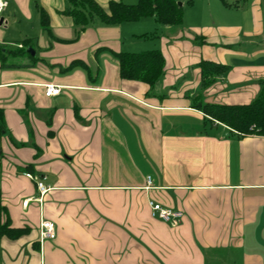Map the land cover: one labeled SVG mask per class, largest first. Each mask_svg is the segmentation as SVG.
<instances>
[{
	"label": "crops",
	"instance_id": "obj_1",
	"mask_svg": "<svg viewBox=\"0 0 264 264\" xmlns=\"http://www.w3.org/2000/svg\"><path fill=\"white\" fill-rule=\"evenodd\" d=\"M96 1L107 12L111 1L134 2ZM220 1L228 10L216 0H196L190 14L184 6L179 27L144 18L81 31L67 0H10L0 47L26 53L9 54L11 67L0 53V189L12 226L30 233L0 238V264H264V136H241L197 107L260 94L262 0ZM244 5L253 20L232 22ZM149 50L166 60L150 95L121 78L114 55ZM203 61L230 69L203 88ZM47 84L61 95L47 97ZM27 173L47 186L41 201ZM151 201L182 212L180 224L153 217ZM42 220L55 239L41 241Z\"/></svg>",
	"mask_w": 264,
	"mask_h": 264
},
{
	"label": "trees",
	"instance_id": "obj_2",
	"mask_svg": "<svg viewBox=\"0 0 264 264\" xmlns=\"http://www.w3.org/2000/svg\"><path fill=\"white\" fill-rule=\"evenodd\" d=\"M69 8L65 14L71 16L75 24L84 31L93 24L96 19L105 26H117L123 23L137 22L144 18H154L161 26L179 27L184 22V8L177 0H138L136 4H126L122 1H111L110 11L107 12L96 0H67ZM196 0H189L193 6ZM226 6L230 4L222 0ZM42 25L45 31H49V18L46 13L42 15ZM78 32V36L80 35ZM147 37V35H145ZM29 41H24L27 44ZM4 46L0 47L3 66H7L9 54H25V50L12 49L4 52ZM120 66L121 78L125 81H139L149 87L150 92L157 86L165 75V56L160 50L143 52L114 53ZM75 62L70 69L76 67ZM202 73L203 88H208L218 81V78L227 74L230 66L212 61H203L199 65ZM210 119L226 125L233 132L241 136H264V82L258 97L250 104L223 105L203 104L197 106ZM7 131L5 110L0 108V136ZM4 155L0 149V170ZM30 233L29 228H14L9 219L7 208L3 205L0 189V238L19 239Z\"/></svg>",
	"mask_w": 264,
	"mask_h": 264
},
{
	"label": "built area",
	"instance_id": "obj_3",
	"mask_svg": "<svg viewBox=\"0 0 264 264\" xmlns=\"http://www.w3.org/2000/svg\"><path fill=\"white\" fill-rule=\"evenodd\" d=\"M9 2H10V0H0V22L2 20L1 15L8 8ZM3 24H4V21H3ZM20 48H23V46L20 45ZM45 88H46V96L47 97H56V96L61 95V93H62V87L59 85L47 84V85H45ZM25 175L28 178H30L31 180H35L37 182V188H38V191H39L40 196H41L38 200L41 201L42 196H44L48 191L47 186L44 184L43 181L38 180L33 174L27 173ZM147 182H148L147 188H151L152 183H153L152 178L149 177ZM29 203H30V200H25L23 202V206L28 207ZM150 205L152 208L153 217L159 218V219L171 224L172 226H177L180 224V222L183 218L182 212L175 211L173 209L164 207L162 204L157 203L155 201H151ZM56 236H57V234H56L55 224L51 221L42 220V222L40 224V239H41V241L53 240L56 238Z\"/></svg>",
	"mask_w": 264,
	"mask_h": 264
},
{
	"label": "rangeland",
	"instance_id": "obj_4",
	"mask_svg": "<svg viewBox=\"0 0 264 264\" xmlns=\"http://www.w3.org/2000/svg\"><path fill=\"white\" fill-rule=\"evenodd\" d=\"M128 1V0H127ZM134 2L132 4H136L138 2V0H133ZM178 3H181L184 6H186V8H189V4H188V1L189 0H177ZM216 2L218 3V5L220 6V8H222L223 10H228V9H225L224 5L221 3L220 0H216ZM231 2V1H230ZM126 3V2H125ZM129 4V3H128ZM130 3V5H132ZM102 7V6H101ZM191 7V6H190ZM245 8H250L249 10V13H246V9L245 10H241V11H236V10H232L234 12V14H231L230 17L232 19V22L234 23H240V24H244L246 22H251V19H252V7L251 5H244ZM103 8V7H102ZM191 10H194V9H190L189 8V14L192 12ZM197 10H198V7H197ZM260 14H261V21L263 20V23H264V0H262V8H260ZM188 13V12H187ZM1 18H2V15H1ZM251 18V19H250ZM218 19V18H217ZM97 21H99V19H96ZM253 20V19H252ZM100 22V21H99ZM143 22V21H142ZM213 22V20H210L209 18H207L206 20V23L208 24H211ZM142 24V23H141ZM140 26V25H139ZM142 26V25H141ZM141 26H140V30H141ZM157 36V34H150V37L148 39V41H143V42H151V43H154L155 41L153 40H157L155 39ZM18 37V36H17ZM17 40H19L20 38H15ZM19 41H22V40H19ZM142 52V51H141ZM27 56V55H26ZM14 61V60H13ZM4 136V135H2ZM5 136H9V132L8 134H6Z\"/></svg>",
	"mask_w": 264,
	"mask_h": 264
},
{
	"label": "water",
	"instance_id": "obj_5",
	"mask_svg": "<svg viewBox=\"0 0 264 264\" xmlns=\"http://www.w3.org/2000/svg\"><path fill=\"white\" fill-rule=\"evenodd\" d=\"M179 4L182 5L181 3H179ZM2 24H3V20H1V22H0V25H2ZM27 52H28L29 54L33 55V56L36 55L35 50H33L32 48H29Z\"/></svg>",
	"mask_w": 264,
	"mask_h": 264
}]
</instances>
